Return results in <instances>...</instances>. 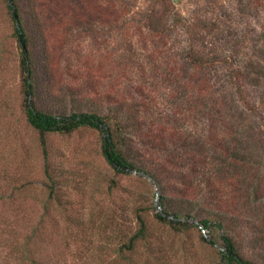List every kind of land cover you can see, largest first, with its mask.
<instances>
[{"label":"rangeland","instance_id":"1","mask_svg":"<svg viewBox=\"0 0 264 264\" xmlns=\"http://www.w3.org/2000/svg\"><path fill=\"white\" fill-rule=\"evenodd\" d=\"M6 2L0 0V264H30L21 254L26 238L41 264H218L220 229L206 231L191 220L187 231L177 232L156 217L163 194L177 206L186 190L198 219L216 207L236 214L242 252L264 264V205H259L264 184L252 200L241 177L238 186L232 183L238 190L230 187L220 196L225 201L215 202L205 198L210 193L202 177L203 152L212 136H220L234 155H258L257 168L264 172V107L240 126L214 131L201 101L193 108L184 94L178 108L173 104L176 84L188 79L185 22L207 23V31L240 52L238 60H264V0H20L32 34L40 108L104 112L118 102L132 106L140 100L144 140L162 135L165 120L156 113L173 114L177 131L163 138V149L135 142L159 182L137 170L115 171L96 129L42 136L28 123L20 48ZM220 72L217 84L226 77ZM249 91L256 101L264 86ZM150 103L157 107L148 113ZM219 170L220 186L237 181L225 166ZM139 216L148 239L128 252L124 244L138 230ZM210 239L218 242L212 245Z\"/></svg>","mask_w":264,"mask_h":264},{"label":"trees","instance_id":"2","mask_svg":"<svg viewBox=\"0 0 264 264\" xmlns=\"http://www.w3.org/2000/svg\"><path fill=\"white\" fill-rule=\"evenodd\" d=\"M6 4L7 13L14 22V34L20 48L23 106L28 123L42 136L50 132L69 134L82 127L96 129L101 133L102 154L115 171L128 173L137 170L149 174L159 182V176L150 170L149 162L141 154L135 142L139 141L140 145L141 140L145 146L151 147L152 150L157 147L163 149L165 145L163 138L172 137L177 131L176 128L172 127L175 118H171L170 115L173 116V114L156 113V118L165 120V125L160 128L162 135L159 137L160 139L153 135H147L148 139L144 140L141 130L144 117L141 114L142 111L138 113L136 109L141 104L140 100L138 104L132 106L118 102L113 106H108L109 110L104 112L99 108L83 110L78 107L71 112L56 113L40 108L38 98L42 94V89L39 83V74L34 65L30 26L26 23V15L22 10L20 0H7ZM183 27L187 40V44L183 48V56L188 68L186 70L188 79L185 83L178 82L176 84L175 91L177 94L175 95L174 106L179 107V100L184 94L188 95L190 102H193V108L198 101H201L208 127L214 131L219 127L229 129L231 125L239 124L240 126L244 123L241 121L242 119L246 120L247 116L262 110L264 95L256 101L252 100L249 87L261 88L264 86V66L259 63V61L264 63V60L253 58L238 60L240 52L229 48L228 42L223 41L218 33L213 32V30L207 31V23L203 21L200 23L186 21ZM23 43H25V47ZM242 55L245 56L246 54L242 53ZM220 71H224L226 77L222 84H217V81H220ZM180 88L185 89L183 94H180ZM150 104L147 109L148 113H150L149 109L153 110V107H157L156 104ZM143 105L146 107V104L143 103ZM43 148L46 155L47 150L44 144ZM203 155L202 167L205 171H202V177L210 193L205 198L210 197L214 198L215 202L218 200L224 202L225 200H221V194H224L232 186L238 190L236 182L241 181V177L244 186L248 187V194L252 200L260 196L264 184V172H259L257 168L261 159L258 155L245 158H242V154L234 155L232 147L226 144L220 136L211 137L205 144ZM165 158L167 159L168 156ZM166 159L165 162L167 163L168 159ZM220 166H225L231 170V174L237 178V181L232 180L229 185L220 186L216 180L217 177L218 180L220 179ZM182 167H185V164ZM245 168H248V171ZM244 170L245 172H243ZM47 174L53 181L52 174L50 172ZM170 174L172 175V173ZM51 185L53 189L56 186L54 183ZM189 191L191 190H186L184 196L187 198L179 200L177 206H174L170 196L163 194L159 200L162 210L156 213L157 219L167 223L177 232L187 231L192 225L191 220L197 222L206 231H210L212 227H215V230L220 229L219 237L223 243V250L220 251L221 261L218 264H258L256 259L246 256L242 252L240 244L242 232L238 230L239 224L235 219L237 215L232 214L229 210L216 207L207 212V216L198 219L197 205L195 199L189 197ZM212 195L213 197H211ZM259 205H264V198L260 200ZM203 238L207 240L205 236ZM147 239L146 221L142 216H139V228L124 244V247L128 252H134L137 244L146 242ZM209 242L215 245L218 241L210 239ZM29 245V239L26 238L21 253L24 260L29 261L30 264H41L31 256ZM128 259L130 260V258Z\"/></svg>","mask_w":264,"mask_h":264},{"label":"water","instance_id":"3","mask_svg":"<svg viewBox=\"0 0 264 264\" xmlns=\"http://www.w3.org/2000/svg\"><path fill=\"white\" fill-rule=\"evenodd\" d=\"M16 18L18 19V17L16 16ZM24 44V47H25V43H23ZM26 55H27V52H26ZM196 221V220H195Z\"/></svg>","mask_w":264,"mask_h":264}]
</instances>
